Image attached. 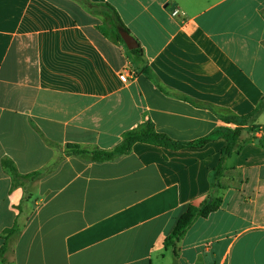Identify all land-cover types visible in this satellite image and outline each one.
Here are the masks:
<instances>
[{
    "label": "crops",
    "instance_id": "1",
    "mask_svg": "<svg viewBox=\"0 0 264 264\" xmlns=\"http://www.w3.org/2000/svg\"><path fill=\"white\" fill-rule=\"evenodd\" d=\"M88 1L115 8L140 59L77 0H0V248L19 226L0 264H264V109L226 163L222 207L176 248L165 239L213 192L225 140L136 143L104 162L68 153L111 151L149 126L187 143L253 113L264 0Z\"/></svg>",
    "mask_w": 264,
    "mask_h": 264
},
{
    "label": "trees",
    "instance_id": "2",
    "mask_svg": "<svg viewBox=\"0 0 264 264\" xmlns=\"http://www.w3.org/2000/svg\"><path fill=\"white\" fill-rule=\"evenodd\" d=\"M79 3L89 9L93 14L106 17L108 19V23L117 32V36L121 41L123 40L119 35V32H130L121 21L115 8L110 4L96 5L89 2L88 0H83V2ZM130 53L137 59H140L142 56V49L141 47H139L136 50L130 51ZM263 109L264 101L261 102L259 107L253 113L241 118H224L223 121L226 124L225 126L218 128L206 137L187 143L175 141L167 135L155 131L153 126H149L146 130L131 131L126 133L123 138V141L111 151H89L81 149L77 145H72L68 147V153L70 155L83 156L89 159L90 161L104 162L129 154L131 152L132 147L136 143H146L157 146H163L168 149L178 150L183 148L198 149L204 147L206 144L212 141L219 139L225 140L226 146L222 150L220 163L215 169L212 177L213 192L199 205H190L187 211L178 220L172 233L165 239V246L167 248H176L180 240L184 237L187 231L193 226V224L198 219L207 218L210 214L218 211L222 207L223 199L215 195V193L217 190L225 188L221 182V179L225 172L226 163L232 157L237 148L241 150L243 145L251 137L252 133L257 130V127L251 126L250 121ZM11 171L14 174V169H12ZM37 175L38 173H33L27 176V178H35ZM18 233L19 226L15 224L12 228L6 229L3 235H1V238L4 240V244L0 248V258H3L6 252L8 251L9 240L14 236H17Z\"/></svg>",
    "mask_w": 264,
    "mask_h": 264
},
{
    "label": "water",
    "instance_id": "3",
    "mask_svg": "<svg viewBox=\"0 0 264 264\" xmlns=\"http://www.w3.org/2000/svg\"><path fill=\"white\" fill-rule=\"evenodd\" d=\"M119 35L121 36L123 42L125 43V45L127 46L129 51L136 50L140 47L138 41L136 40V38L134 36L131 35L130 32L120 31ZM256 142L260 143V140L257 139Z\"/></svg>",
    "mask_w": 264,
    "mask_h": 264
},
{
    "label": "built area",
    "instance_id": "4",
    "mask_svg": "<svg viewBox=\"0 0 264 264\" xmlns=\"http://www.w3.org/2000/svg\"><path fill=\"white\" fill-rule=\"evenodd\" d=\"M174 15H179L180 14V10H175ZM135 72L133 70H131V68H125L123 70V72L120 74V81L123 83H129L130 80L135 78Z\"/></svg>",
    "mask_w": 264,
    "mask_h": 264
},
{
    "label": "rangeland",
    "instance_id": "5",
    "mask_svg": "<svg viewBox=\"0 0 264 264\" xmlns=\"http://www.w3.org/2000/svg\"><path fill=\"white\" fill-rule=\"evenodd\" d=\"M77 1H79V2H83V0H77ZM113 28V27H112ZM114 31V30H113ZM115 33H117L116 31H114Z\"/></svg>",
    "mask_w": 264,
    "mask_h": 264
}]
</instances>
